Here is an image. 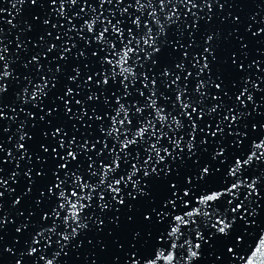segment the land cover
<instances>
[{
	"label": "water",
	"instance_id": "water-1",
	"mask_svg": "<svg viewBox=\"0 0 264 264\" xmlns=\"http://www.w3.org/2000/svg\"><path fill=\"white\" fill-rule=\"evenodd\" d=\"M0 264H264V0H0Z\"/></svg>",
	"mask_w": 264,
	"mask_h": 264
}]
</instances>
